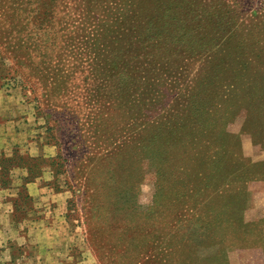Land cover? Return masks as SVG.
I'll return each instance as SVG.
<instances>
[{
    "label": "rangeland",
    "instance_id": "rangeland-1",
    "mask_svg": "<svg viewBox=\"0 0 264 264\" xmlns=\"http://www.w3.org/2000/svg\"><path fill=\"white\" fill-rule=\"evenodd\" d=\"M14 1L0 264H264V0Z\"/></svg>",
    "mask_w": 264,
    "mask_h": 264
},
{
    "label": "trees",
    "instance_id": "trees-1",
    "mask_svg": "<svg viewBox=\"0 0 264 264\" xmlns=\"http://www.w3.org/2000/svg\"><path fill=\"white\" fill-rule=\"evenodd\" d=\"M15 3L16 2L14 0H0V25H3L5 23L8 28L12 29L17 26L25 27V24L36 26L39 29H44L50 26L52 17L51 4L46 7L44 12L41 13L40 16H37L36 19H31V16L6 15L5 9H7L8 6L11 7ZM22 3L23 5L30 4L31 0H24L22 1ZM1 10L5 11L1 12ZM27 159L28 160H25L16 151L11 157H5L3 155L0 156V188H5L8 185L11 178V172L15 168L26 171V176L22 178L25 183L34 182V180L39 177L40 173H38L37 163L44 161L35 158ZM251 239H255L256 241L260 240L258 233L254 234Z\"/></svg>",
    "mask_w": 264,
    "mask_h": 264
}]
</instances>
